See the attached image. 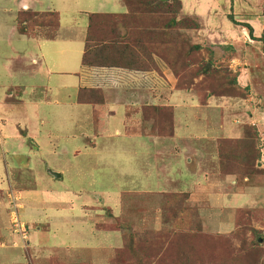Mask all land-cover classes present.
Wrapping results in <instances>:
<instances>
[{
  "label": "rangeland",
  "instance_id": "obj_1",
  "mask_svg": "<svg viewBox=\"0 0 264 264\" xmlns=\"http://www.w3.org/2000/svg\"><path fill=\"white\" fill-rule=\"evenodd\" d=\"M23 1L0 0V135L3 137L0 191L12 201L7 193L13 186L33 188L26 190L29 194L24 193L23 201L10 202L12 208L5 200L0 210L3 236H0V264H6V259L8 264H236L237 260L241 264H264V200L253 198L250 212L244 209L238 212L236 229L220 234L216 232L219 226L212 225L211 230L203 228L197 207L187 202L189 198L182 199L177 208L170 195L174 193L163 192L154 198L140 195L164 187L160 185L161 174H157L158 165L163 163L157 162L155 152H149L151 141L143 135H137L138 138L132 135L131 128L135 126L129 122L130 118L138 122L141 114L147 119L146 112L156 110L157 106L153 109L136 106L139 114L130 111V117L127 110L133 109H126L124 102L111 95L109 102L95 109L77 107L75 89L61 90L59 86L64 81L59 76L32 78L20 74L22 69L34 68L31 62L34 55L29 42L16 30V18L20 32L27 25L28 33L37 36L43 33L40 27L34 28L35 24H41L40 17L29 12L18 15ZM199 1L196 12L181 11L175 15L179 20L189 19L196 29L188 28L191 26L184 21L175 28L168 27L166 22L172 14L167 12L178 11L179 6L167 0L168 7L156 10L155 14L149 12L150 7L138 4L139 14L128 18L130 23L120 34L127 36L131 32L134 44L140 45L136 52L142 55L141 71L156 73H152L155 77L139 76L140 88L151 93L149 98L162 93V103L169 104L166 105L169 111L158 115L152 112L150 119H155V123L159 119L170 120L173 133L179 130L187 135L194 128L193 132L200 131L198 134L204 137H235L243 131L247 133L244 125L250 119L243 110L245 100L239 99L242 92L235 85L237 78L243 87L246 85V75L240 71L241 76H237L239 69L248 68L251 63L248 59H254V81L264 80V56L256 54L253 58V54L264 52V0ZM71 2L36 1L41 11L61 9L60 5ZM153 2L159 4L158 0ZM99 4H95L98 10ZM86 5L83 7L95 9ZM145 10L148 11L141 12ZM22 22L25 24L21 25ZM247 25L253 29L254 39L245 28ZM108 28L106 32L95 28L94 32L109 40L120 36L114 27ZM225 47L234 48L237 56L228 60L230 51ZM56 61L61 66L65 63L60 57ZM15 87L22 88L19 92ZM93 96L97 99L99 94ZM212 96L216 97L214 103ZM221 97L236 98L240 105L230 110ZM209 106H215L211 117L197 126L195 121L202 118ZM216 110L223 112L221 117L215 116ZM233 119L239 124H233ZM185 122L190 129L185 128ZM148 128L155 129L154 134L159 135L156 124ZM1 147L7 163L1 157ZM225 161L228 170L245 165ZM51 172L62 176L55 178ZM236 175H239L237 180H243L242 175ZM17 176L28 182L15 183ZM23 202L26 208L19 211ZM118 202L119 208L112 210V222L103 225L111 219L109 209H114ZM31 208L38 210L41 220L37 222L40 225L33 223L29 229L26 220ZM13 210L19 213L21 223L30 226L25 225L27 238L14 229ZM61 218L75 223V232V225H79L78 234L73 236L67 223L63 228ZM49 224L53 228L47 232ZM98 225L119 229L123 238L121 232L100 231ZM43 230L46 234L37 235ZM129 246H134L135 259L132 250L127 249Z\"/></svg>",
  "mask_w": 264,
  "mask_h": 264
},
{
  "label": "crops",
  "instance_id": "obj_2",
  "mask_svg": "<svg viewBox=\"0 0 264 264\" xmlns=\"http://www.w3.org/2000/svg\"><path fill=\"white\" fill-rule=\"evenodd\" d=\"M36 1L37 0H25L21 2V10L19 11L18 15L22 12L57 13L59 27H57L55 30L42 28V32L44 33V35L43 33L42 35L38 36L27 33L24 34L18 30L19 25L16 18V30L22 38L29 42L28 45L31 46L34 55L31 61L34 68L22 69V72L20 74H24L27 77L31 76L32 78L37 75H44L48 77H51L53 75L59 76V79L61 80L62 78V81H64V85L59 86L61 90H68L71 88L74 91L75 89V93L77 94V107L83 108L92 106L95 109L99 106L105 105L107 101L109 102L111 95L115 100L124 102V106L126 107V109H133L127 110L128 115L130 111H132L133 114H139V111H136L138 110L136 106H140L141 109H151L156 106L167 107L166 105H169L168 103H162V93L158 96L154 94V96L149 98V95L151 93L148 92L147 89H141L140 87L142 85H140L141 83L137 81L138 79H140L139 76L141 77L142 74L143 76L148 75L151 77H155V72H143L136 70L133 71L130 69L117 67H87L82 64L86 46V39L90 25V15H126L128 10L123 0H72L71 3H64L60 5L61 9L50 8L46 11H41V7L38 5V3H36ZM97 2H100L99 10L95 6ZM179 2L182 5L181 11L185 14L196 12L198 9L197 6L200 3L199 0H179ZM85 3H88V5H86ZM84 5L95 6V9H91L90 7L84 8ZM263 11L264 6L262 12ZM116 19L117 20L115 21L117 22H114L116 25V31L119 35H121L120 31L125 30L126 24L130 22H128V18L126 17H118ZM112 23L113 22H109L108 26H111ZM45 30H49V32ZM228 33H230V31H228ZM21 54L22 53H20L19 55ZM256 54L264 56V52L261 51L259 53L253 54V58ZM59 57L62 61L65 62L62 66L58 65L57 61L55 62L56 58L58 59ZM248 60L251 62L248 68L244 67L242 68V70L239 69V76H241L240 73L242 72L246 75L245 77H247V80L245 81L246 85L245 87H243L241 81L239 82V85L242 88H247L249 91L245 98L239 99H242L243 101L245 100V103L243 104V106L245 107L243 108V110L247 112V116L250 118L244 126H251L255 128V131L257 132V135H255L254 137L261 145L260 148L262 153L261 160L257 162V166L258 168L264 169V80L262 78H257V82L254 81L255 73L252 72L254 59ZM157 75L162 76L158 73ZM15 88L20 92V88L22 87ZM84 89L101 90L104 95V104L93 105L80 103L79 92ZM214 98L216 97H210L211 101L213 100V103ZM221 98L223 101H225L226 106H228L230 110L232 109L231 107L240 105L236 98ZM207 107L206 110L208 113L205 112L202 118L198 117L199 120L195 121L197 126H200L202 122H205L207 120V117H211V110L215 106H209V108ZM222 113L223 112L219 110H216L214 112L215 116L216 114H218L220 115V117ZM129 116L131 117V115ZM138 118V122L130 118L129 123L135 126L134 129L131 128V130H133L132 135L134 137H137V135H143L144 139L152 142V150H149V152H155L157 162L163 163V166L161 164L158 165L157 174H161L162 183L160 185L163 184L164 186L162 189L158 188V190H148L144 194L140 195L154 198L157 194H163V192L188 193L189 199L187 200V202L197 207L199 218L202 221V224L204 223V226L202 225L203 228H208L211 230L212 225L219 226L220 229L216 230V232L220 234H229L236 229L238 212L242 211L243 209L250 212V210L248 209H250V203L252 202L251 200L253 198H257V201L261 199L264 200L263 176L255 177L254 179L245 177L242 181H240L237 180V177L235 175L227 174L223 176L221 174L218 140L244 138V131L238 136L229 138H220L217 135L204 137L198 134L200 131L195 130L193 132L194 128L190 130V134H187L189 136L186 135V132L184 134H181V131L179 130L178 132L175 130L172 137L159 135L156 136V134H154L156 133L155 129L152 128L151 131L148 130L149 126L152 127L153 124H156V120L147 117V119H145L144 115L142 116V114L140 115V117L138 115ZM222 123L223 122L220 121V124ZM232 123L235 125L239 124L235 122V119L232 120ZM184 124H186V122ZM188 125H185L186 129H190ZM221 126L222 125H220V127ZM117 133L120 134L119 132ZM2 139L3 137H1L0 135V146H2ZM1 151V157L4 159V162L7 163L5 157L6 154L3 153V147H1ZM51 173L55 178H60L62 176L59 173ZM57 174H59L60 176H56ZM12 177L14 178V172L12 173ZM15 179V183L21 181L22 184H25L28 182L26 178H19V176H17ZM168 182H170L169 185L167 184ZM13 187L15 190L11 189V191L7 193L11 194L10 197L12 198L13 203L16 202V199L20 202L26 199V197L23 196L24 193L29 194L28 192H26V190L33 188L32 186L23 187L21 184ZM5 200H8V205L11 206L10 202L12 203V201H9L8 196L7 198L5 197V195L2 196L0 191V210H3V207L5 206ZM57 202V204L64 203L60 201ZM120 203L123 204L124 201L122 200ZM120 203L118 202L117 204H115L116 206L114 209H109L112 215L109 217L111 219L107 222V224L103 225H109V223L112 222V210L119 208ZM31 205L40 206L41 203H31ZM25 208L26 203L23 202L20 205L19 211ZM8 209L10 211V207ZM83 211L86 212L87 210L84 209ZM28 212L29 215L27 216L26 222H28L31 227L28 224H25L23 222L22 223L28 225V227H30L29 229L32 228L33 223L37 226L40 225L39 223H37L41 220L38 215V210H32L31 208ZM17 214L19 217V213ZM59 216L61 217L62 215L59 213ZM61 219V221L63 222V228L65 226V223H67L68 230L70 231V228H72V235L74 236V233L78 234V231L80 230L79 225H75V232L73 230V226L75 223L66 220L65 218ZM98 227L100 231L116 230L118 232H121L123 238V233L119 229H105L100 227L99 225ZM52 228L53 227L49 224L47 232H50ZM44 233L46 234V232H44L43 230L42 232L40 231L39 233H37V235H43ZM0 236L3 237L2 235ZM119 248H116L115 250ZM7 260L8 259H6V264H8Z\"/></svg>",
  "mask_w": 264,
  "mask_h": 264
},
{
  "label": "trees",
  "instance_id": "obj_3",
  "mask_svg": "<svg viewBox=\"0 0 264 264\" xmlns=\"http://www.w3.org/2000/svg\"><path fill=\"white\" fill-rule=\"evenodd\" d=\"M154 1V0H153ZM152 0H123L124 4L127 7V14L121 15V16H113V15H101V14H91L90 15V25H89V31L86 39V46H85V52L82 59V64L87 67H117V68H124V69H130V70H136L141 71V62L143 61L142 55L138 54L136 52V49H140V45L134 44L131 32H128V35H120L117 38H113L111 40L101 36H98L94 32V29L97 28V31H103L106 32L107 30H110L108 28L109 22H113L111 27L116 29L115 23L117 21L116 18L118 17H126L130 18L131 16L135 14H139V11H137V5L140 4L142 6L150 7L148 10L151 14H155L158 10L163 7L167 6V0H158L159 4H154ZM173 2L177 3L179 6V10L170 9L167 13L172 14L171 18L168 19L166 22V25L171 28H175L176 26H179L183 21L186 23H189L192 28L194 26L191 25V22L189 19L179 20L177 17H175L176 14L181 13V3L179 0H172ZM154 5V6H153ZM181 8V9H180ZM148 10L141 11L143 13L147 12ZM179 12V13H178ZM31 16L34 17H40L41 24L38 25L35 24L34 28L40 27L42 28H49V30H55L58 25V14L53 12H46V13H36V12H29ZM165 14V13H164ZM262 16L264 17V11L262 13ZM233 21L235 22V19L231 17ZM52 19H54L52 21ZM115 22V23H114ZM25 23L22 22L21 25H24ZM188 26V25H187ZM249 30V33L251 36H253V29L247 25L245 26ZM196 29V27H194ZM49 30H46L49 32ZM131 31V30H130ZM22 33H28V26H22ZM32 35V34H31ZM255 36H253V39ZM195 47V46H194ZM196 49L198 47H195ZM228 52L230 51V54L226 56L228 60L231 58L237 56L235 49L232 47H225ZM142 51V50H141ZM209 64L205 68V71H208ZM156 70V69H155ZM239 76V75H237ZM238 85L239 90L242 92V94H239L240 98H245L248 94L247 88H242L238 83V78L235 81V85ZM93 93L99 94V97L96 99L93 96ZM87 95V96H86ZM101 96V98H100ZM100 98V99H99ZM79 102L82 104H93V105H102L104 104V97L103 92L99 89L95 90H88L84 89L79 92ZM153 109V108H151ZM170 107H157L156 110H151L150 112H146V117H151V113L155 112L156 115L158 113H161L162 111H169ZM162 112V113H163ZM157 118V117H156ZM157 125V131L159 133V136H166V137H172L174 135L173 133V123L170 122V120L162 121L159 119V123H156ZM245 137L240 139H220L218 140V149H219V159H220V168L222 175H235L236 174L242 175L243 178L249 177L250 179H254L255 177H264V169L258 168L257 162L261 160V148L260 144L256 140V138H253V131L255 132V135H257V132L255 131V128L251 126L245 127ZM252 133V134H251ZM233 160V161H239L240 163H245V165L240 166L239 169H226L227 168V161L225 160ZM252 167V169H251ZM173 199V204L177 205V208L179 207V204L182 203V199H188L189 194L188 193H174L170 194ZM197 212V209H196ZM197 216L199 218L198 212ZM239 219V218H238ZM237 219V222H239ZM200 220V218H199ZM201 221V220H200ZM257 231H254L256 233ZM258 233V232H257ZM134 247V246H133ZM132 246L127 247L130 248L128 251L132 250L133 258L135 259V251L133 250ZM121 256H117V260L120 259ZM118 262V261H117ZM241 260H237L236 264H241Z\"/></svg>",
  "mask_w": 264,
  "mask_h": 264
},
{
  "label": "built area",
  "instance_id": "obj_4",
  "mask_svg": "<svg viewBox=\"0 0 264 264\" xmlns=\"http://www.w3.org/2000/svg\"><path fill=\"white\" fill-rule=\"evenodd\" d=\"M15 210H13V213H12L13 214L12 225H13L15 230L17 229L16 232L19 231L23 238H27L26 226H25V224L21 223V221L19 220L17 211H15Z\"/></svg>",
  "mask_w": 264,
  "mask_h": 264
},
{
  "label": "water",
  "instance_id": "obj_5",
  "mask_svg": "<svg viewBox=\"0 0 264 264\" xmlns=\"http://www.w3.org/2000/svg\"><path fill=\"white\" fill-rule=\"evenodd\" d=\"M56 176H58V177H59L60 175H59V174H57Z\"/></svg>",
  "mask_w": 264,
  "mask_h": 264
}]
</instances>
